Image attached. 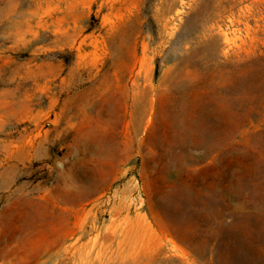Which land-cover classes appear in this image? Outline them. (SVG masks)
<instances>
[{
	"label": "rangeland",
	"instance_id": "rangeland-1",
	"mask_svg": "<svg viewBox=\"0 0 264 264\" xmlns=\"http://www.w3.org/2000/svg\"><path fill=\"white\" fill-rule=\"evenodd\" d=\"M0 264H264V0H0Z\"/></svg>",
	"mask_w": 264,
	"mask_h": 264
},
{
	"label": "bare ground",
	"instance_id": "bare-ground-1",
	"mask_svg": "<svg viewBox=\"0 0 264 264\" xmlns=\"http://www.w3.org/2000/svg\"><path fill=\"white\" fill-rule=\"evenodd\" d=\"M126 95L128 96V98L133 100L134 103L137 102L139 99H143L146 97V94L141 93V90L139 89V86L136 83V81L131 85V88ZM149 114H150L149 110L148 111L145 110L144 112H142V114H140V119L141 121L144 122V124H147L145 120L147 119ZM135 115L136 114L134 113V111L130 113L129 117L131 121L128 123L129 126H130V123L133 121ZM134 132L137 133V130H135ZM139 228L135 226L127 230L125 233V237L120 242V244L130 245L133 249H136L138 246H142L143 245L142 243L145 241V236L141 234V230Z\"/></svg>",
	"mask_w": 264,
	"mask_h": 264
}]
</instances>
